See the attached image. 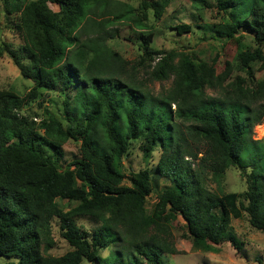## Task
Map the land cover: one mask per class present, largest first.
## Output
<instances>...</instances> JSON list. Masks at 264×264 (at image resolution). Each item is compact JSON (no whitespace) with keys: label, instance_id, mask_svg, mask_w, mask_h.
<instances>
[{"label":"trees","instance_id":"16d2710c","mask_svg":"<svg viewBox=\"0 0 264 264\" xmlns=\"http://www.w3.org/2000/svg\"><path fill=\"white\" fill-rule=\"evenodd\" d=\"M0 2L5 16L15 14L20 38L6 51L32 82L24 95L0 88V264H163V253L178 252L170 226L177 216L202 251L226 240L240 250L231 220L243 213L264 231V136L252 131L264 121V76H253V64L264 69V0H215L217 36L239 41L244 28L256 44L237 46L244 72L234 75L231 62L218 72L216 60L152 47L148 12L161 16L170 0H141L139 8L124 0ZM121 23L140 30L134 61L109 45ZM141 70L152 82L171 77L170 86L154 93ZM40 89L59 93L61 116L46 109L37 120L25 110L44 103ZM69 139L79 141L78 156L65 162ZM133 141L144 159L158 157L153 172H131L126 184L123 157ZM231 167L244 177L241 192L223 189ZM158 176L170 184L158 188ZM151 192L157 200L147 210ZM63 198L78 203L63 209ZM54 221L68 245L60 255L49 251Z\"/></svg>","mask_w":264,"mask_h":264},{"label":"rangeland","instance_id":"374dc122","mask_svg":"<svg viewBox=\"0 0 264 264\" xmlns=\"http://www.w3.org/2000/svg\"><path fill=\"white\" fill-rule=\"evenodd\" d=\"M139 8L141 0H124ZM52 9L57 6L50 3ZM219 12L217 11L215 0H202L196 4L191 0H170L169 5L164 9L161 16L157 17L148 12L147 30L152 32V47L159 50L175 49L190 53L196 61L205 60L208 63L215 61V66L220 72L226 65V62H231V74L243 73V69L235 59L237 46L242 50L249 51L256 44L252 40L251 34L244 28L239 31L240 40L221 39L215 32V24L219 22ZM9 16V19L6 18ZM4 14L2 4L0 2V88H11L18 93L24 95L32 87L30 80L24 79L19 72L17 66L9 57L6 46L16 47L20 44V38L16 34L13 25L15 14ZM188 23L191 25V30L183 33H177V30L170 26H175L179 23ZM118 35L109 39V45L119 51L126 59L134 61L137 59L140 50L137 43L139 29L130 27L125 23L117 25ZM84 37V34L80 35ZM140 76L148 83V88L154 93L159 92L162 88H167L171 84L172 78L163 81H151L147 74L141 70ZM253 76L259 79L264 76V69L258 64H253ZM43 92L45 101L41 106H38V100H34L25 107L28 113H38L37 120L45 114V110L61 114V96L58 92L46 91ZM210 94L215 91L208 88L206 90ZM254 138H262L264 136V121L253 127ZM194 146V145H193ZM79 141L69 139L62 146L65 162L70 161L73 157L78 156ZM128 154L123 157L125 177L123 182L130 183V173L136 172L142 168H149L154 171L158 153L147 159H144L141 152L140 142L133 141ZM189 160L190 157H188ZM195 162V161H194ZM156 185L158 188L170 182L163 177H156ZM208 186L215 188V182L210 179ZM224 191H243L246 187L244 177L235 167L228 168L222 179ZM157 200L155 192H151L147 197L146 208L150 210ZM76 200L59 199V204L63 209H69L76 205ZM88 226L93 222L83 220ZM184 220L181 216H177L176 220L170 222L172 229L173 240L178 252L175 254L163 253L161 261L163 264H264V231L254 229L245 213L240 218H232L231 227L236 238L242 242L241 249L237 250L230 241H223L215 244L216 251H202L194 249L191 236L187 234ZM57 222H53L52 236L55 245L49 250L51 254L60 255L68 249V245L64 238L60 235ZM106 252L103 251L104 254ZM82 264H93L87 260H83Z\"/></svg>","mask_w":264,"mask_h":264}]
</instances>
